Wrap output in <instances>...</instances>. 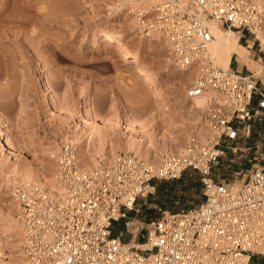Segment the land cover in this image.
I'll return each mask as SVG.
<instances>
[{"label":"built area","instance_id":"2783aa9c","mask_svg":"<svg viewBox=\"0 0 264 264\" xmlns=\"http://www.w3.org/2000/svg\"><path fill=\"white\" fill-rule=\"evenodd\" d=\"M119 6L139 34L159 35L177 68L195 71L187 97L219 95H208L203 111L212 138H189L182 155L164 154L158 167L120 152L89 170L78 163L76 146L65 142L54 172L60 197L38 183L9 188L27 264H264V163L241 182L243 170L233 171L231 180L213 173L229 151L251 148L246 139L264 121V84L254 72L216 65L206 24L214 20L236 31L246 46L256 41L262 52L264 9L252 0H119ZM189 170L200 175L199 203L162 211L129 231L127 240L121 229L113 234L120 221L128 225V214L155 180H175Z\"/></svg>","mask_w":264,"mask_h":264},{"label":"rangeland","instance_id":"374dc122","mask_svg":"<svg viewBox=\"0 0 264 264\" xmlns=\"http://www.w3.org/2000/svg\"><path fill=\"white\" fill-rule=\"evenodd\" d=\"M261 1L264 5V0ZM88 2H93L95 8ZM116 2L0 0V17H3L0 20V129L6 130L14 144L12 148L4 145L0 135V181L26 168L39 176L45 170L50 169L51 173L57 156L51 157L47 148L69 142L65 136L80 126L88 130L93 124L110 140L108 147L111 142L118 144L129 139L146 144L147 139L153 138L158 147L168 137L186 144V130L191 125L187 122V108L180 106L193 75L188 72L183 75L177 66L167 69L166 44L141 38L129 27V17L122 10L112 9ZM13 20L20 21L21 26H14ZM97 28L120 30L119 43L93 37ZM261 45L262 52L258 51L260 46L256 41L249 46V55L260 67L264 65V57L260 59L264 44ZM134 48L137 53L133 52ZM131 59L138 60L139 69ZM235 65L233 59L232 67ZM237 68L241 69L238 62ZM242 70H248L245 64ZM255 70L257 67L253 66L249 72ZM140 73L154 77L169 99L159 105L151 98V89L139 80ZM256 76L264 84L262 71ZM84 93L87 95L82 96ZM88 98L92 116L85 113ZM246 140L251 148L229 151L215 164V176L231 180L233 171L243 170L236 181L241 182L249 169L264 163V121L256 122ZM168 143L172 140L168 139ZM120 152L123 151L116 154ZM4 185L0 182V213L12 207L9 190L3 189L7 187ZM200 186L198 174L191 170L175 180H155L147 196L137 199L135 211L126 218L128 225L120 221L114 232L121 229L127 240L129 231L145 227L162 211H177L199 203L202 195L196 189ZM0 242L4 245L5 260H12L13 249L6 248L11 239L0 238Z\"/></svg>","mask_w":264,"mask_h":264},{"label":"bare ground","instance_id":"6f19581e","mask_svg":"<svg viewBox=\"0 0 264 264\" xmlns=\"http://www.w3.org/2000/svg\"><path fill=\"white\" fill-rule=\"evenodd\" d=\"M82 2H85V0H81ZM158 1V0H154ZM187 2V0H184ZM257 2L263 9L264 5L262 4L261 0H252ZM88 5H90L91 8H95V5L93 2H88ZM113 10H121L119 6V0L112 6ZM45 15H47L45 13ZM44 16V15H43ZM127 17V15L125 16ZM98 18V14H97ZM15 19V18H13ZM0 20H3V17H0ZM14 26H21V22L18 20H13ZM102 23H104L102 21ZM206 24L209 27V30L213 36V38L210 41L208 50L209 53L212 55L216 65H218L220 68L228 69L230 68L231 61L234 59L236 62H242L247 66L248 71H251V68L253 66L257 67V70L254 71L256 75L260 74L263 66H257L256 61L251 58L249 55V46L244 45L243 43L239 42L238 40V34L236 31L232 29H226L223 28L220 23L214 21V20H207ZM129 27H132L133 30L136 31V27L134 25L133 20L129 17ZM138 33V32H137ZM122 32L120 30H105L103 28H97L93 31V37L99 36L101 41H112L116 40L119 43V37L121 36ZM141 38L147 37L143 34H140ZM148 40L152 41H162L159 35L154 34L150 37ZM259 40L261 41V44H264V31L263 33L259 34ZM163 42V41H162ZM253 44V41H250L249 45ZM61 47V46H60ZM60 51H64L63 48H60ZM134 53H137V48L133 49ZM167 69L169 67H176L173 64V61L169 55L165 57ZM130 62H132L134 67L139 69V64L137 59H131ZM255 63V64H254ZM259 65V63H258ZM179 69V68H177ZM181 73H190L191 75H195V71H188V70H179ZM140 81L143 82V86L151 89V98L158 101L159 105H162L164 101L169 99V95L163 93L160 88H158L156 84V80L154 77L149 75L148 73L146 75L140 73ZM189 81V80H188ZM182 84V82H181ZM87 94L84 93L82 96H86ZM209 96H215L219 98V95L216 92H209L208 94H204L202 96L189 98L185 96V101L182 102L181 107H186L188 111V121L191 125V128L186 130V137L191 138L193 136H198V138L205 142L209 138H212L213 131L210 129V127L206 124V121L203 117V111L205 110V101L207 97ZM86 100V99H85ZM91 101L86 100L85 104V113L88 115H93L91 110ZM186 111V110H185ZM202 113V115L200 114ZM186 118V119H187ZM130 122V121H129ZM89 124V123H88ZM131 124H133L131 122ZM81 127V126H80ZM80 127L79 129H75L74 132L71 130V134L65 136V140H68L69 142L78 144L75 145L78 147L77 151V159L78 163L84 170H89L94 167H96L100 160H103L105 162H111L113 159L117 156V151H123V152H133L135 155H139L143 157L145 160H147L152 167H158L160 165L162 156L164 154L168 153H176L177 155H182L185 144L184 141L177 140V138L174 137H168V139L172 140V143H168V139L165 138L163 143L158 144L157 147L153 141V139H147L146 144H143L141 142L134 140H125L123 143L114 144L111 142L110 147H108L109 141L108 138L105 137L102 133L98 132V130L95 129L92 125H89L88 130H82ZM185 128V127H184ZM184 132V131H183ZM0 135L1 140L4 139V145H8L9 148L14 147V144L10 140V138L6 135L5 129H0ZM171 136V135H170ZM150 138V137H149ZM152 138V137H151ZM179 141V143H177ZM186 141V140H185ZM143 142V141H142ZM171 142V141H170ZM60 145L58 143L53 144L49 146L47 149V153L50 154L51 157H56L57 154L60 151ZM91 147V148H90ZM86 150V152H85ZM86 155H85V153ZM53 167L51 165V168L53 171L49 173V171L45 172L43 176H39L35 171L32 169L26 168L23 171H15L12 175L7 176L3 179H1V183L5 184V188L7 191L9 190L10 185H28L31 183H38L45 185L49 192L53 195H57L58 197L61 196L62 191L61 188L56 184L54 179V172L56 168L55 161L52 162ZM50 168V167H49ZM47 169V168H46ZM48 170V169H47ZM232 188L236 189L237 183H232ZM8 193V192H7ZM9 194V193H8ZM12 207L9 208L6 212L0 213V238L5 239H11V243H7V250L13 249L11 251L10 255L12 260H5L7 256L3 253L4 245L2 242H0V264H27L26 258L24 256V253L21 248L22 240H23V227L21 223L18 221L17 215L19 213V206L15 203V201L11 200ZM15 249V250H14ZM5 257H4V256ZM10 257V258H11Z\"/></svg>","mask_w":264,"mask_h":264},{"label":"crops","instance_id":"0c3cea01","mask_svg":"<svg viewBox=\"0 0 264 264\" xmlns=\"http://www.w3.org/2000/svg\"><path fill=\"white\" fill-rule=\"evenodd\" d=\"M236 62V61H235ZM231 66H232V61H231V64H230ZM238 65L241 67V69H242V67L244 66V64L242 63V62H238ZM236 67H237V62H236V65H235ZM247 67V66H246ZM262 73L264 74V71H263V69H262ZM150 189H152V186H150L149 187Z\"/></svg>","mask_w":264,"mask_h":264},{"label":"trees","instance_id":"16d2710c","mask_svg":"<svg viewBox=\"0 0 264 264\" xmlns=\"http://www.w3.org/2000/svg\"><path fill=\"white\" fill-rule=\"evenodd\" d=\"M185 174V173H184ZM198 174V173H197ZM183 177V175L180 177V178H182ZM198 179H199V181H200V175L198 174ZM200 185H201V183H200ZM198 186H199V183H198ZM197 186V187H198ZM201 187V186H200ZM196 190H198L199 192H200V188L199 189H196ZM113 234H116V232H114Z\"/></svg>","mask_w":264,"mask_h":264}]
</instances>
